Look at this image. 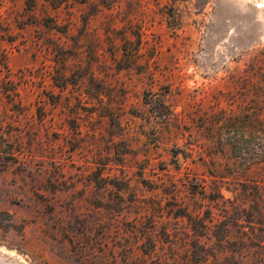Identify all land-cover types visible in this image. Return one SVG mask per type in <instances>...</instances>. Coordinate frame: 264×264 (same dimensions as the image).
Returning <instances> with one entry per match:
<instances>
[{
    "label": "rangeland",
    "instance_id": "obj_1",
    "mask_svg": "<svg viewBox=\"0 0 264 264\" xmlns=\"http://www.w3.org/2000/svg\"><path fill=\"white\" fill-rule=\"evenodd\" d=\"M264 0H1L0 264H264Z\"/></svg>",
    "mask_w": 264,
    "mask_h": 264
},
{
    "label": "snow or ice",
    "instance_id": "obj_2",
    "mask_svg": "<svg viewBox=\"0 0 264 264\" xmlns=\"http://www.w3.org/2000/svg\"><path fill=\"white\" fill-rule=\"evenodd\" d=\"M261 6H264V5H261Z\"/></svg>",
    "mask_w": 264,
    "mask_h": 264
},
{
    "label": "trees",
    "instance_id": "obj_3",
    "mask_svg": "<svg viewBox=\"0 0 264 264\" xmlns=\"http://www.w3.org/2000/svg\"><path fill=\"white\" fill-rule=\"evenodd\" d=\"M0 3H1V0H0Z\"/></svg>",
    "mask_w": 264,
    "mask_h": 264
}]
</instances>
